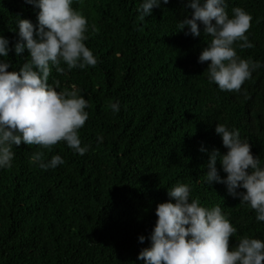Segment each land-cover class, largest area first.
Segmentation results:
<instances>
[{"label":"trees","instance_id":"16d2710c","mask_svg":"<svg viewBox=\"0 0 264 264\" xmlns=\"http://www.w3.org/2000/svg\"><path fill=\"white\" fill-rule=\"evenodd\" d=\"M141 3L74 0L88 20L86 44L99 62L65 74L53 68L49 83L58 80L59 90L76 85L89 101L80 137L90 149L81 156L64 142L51 151L14 146L12 167L0 169V264H143L138 256L150 246L156 206L169 200L168 189L178 182L189 184L202 205L221 206L238 230L230 247L241 236L264 240V222L249 206L223 184L200 182L209 153L227 152L217 123L239 130L253 155L264 160V67L240 92L220 91L208 81L210 62L198 63L211 37L178 32L177 24L193 12L187 0H170L144 21L137 11ZM228 4L230 15L240 7L253 17L247 35L255 46L237 48L238 55L264 62V0ZM38 11L26 0H0V34L13 46L5 58L13 64L9 71L29 55L15 54L12 30L19 18L37 24ZM114 102L118 113L110 107ZM38 151L47 160L61 155L65 163L45 171L31 161ZM217 168L226 178L219 162Z\"/></svg>","mask_w":264,"mask_h":264},{"label":"clouds","instance_id":"9594fccd","mask_svg":"<svg viewBox=\"0 0 264 264\" xmlns=\"http://www.w3.org/2000/svg\"><path fill=\"white\" fill-rule=\"evenodd\" d=\"M169 2L142 0L137 9L139 20L144 21L154 8ZM26 3L39 10L38 23L19 18L12 30L17 37L15 54L29 53L18 70L9 71L13 64L5 58L13 46L0 34V169L12 167L14 146L22 143L51 151L64 142L81 156L90 149L80 137V129L90 117L89 101L76 85L71 90H59L58 80L49 83L53 68L65 74L66 70L98 64L86 44L88 20L73 7L74 0ZM186 7L193 12L191 18L185 16L177 24L178 32L194 38L202 33L211 37L198 58V63L210 62L206 69L209 83L218 85L220 91L240 92L253 73L264 67V62L242 58L237 52V48L255 46L247 35L252 15L240 7L232 8L230 15L228 0H187ZM110 107L115 113L120 111L119 102ZM215 133L227 152L213 149L209 153L208 170L200 182L211 188L214 183L225 185L228 195L249 206L258 223L264 222V160L253 155L251 144L241 138L239 130L217 123ZM98 140L102 143L103 137L98 136ZM200 151L206 149L201 147ZM31 161L45 171L65 163L58 154L47 160L44 151L33 153ZM217 162L226 178L221 177ZM168 196L167 202L156 206L158 220L148 237L150 246L138 256L143 264H264V240L241 236L230 247V238L236 237L238 230L219 204L202 205L192 197L191 186L180 182L168 189ZM145 239L141 235L140 243Z\"/></svg>","mask_w":264,"mask_h":264}]
</instances>
